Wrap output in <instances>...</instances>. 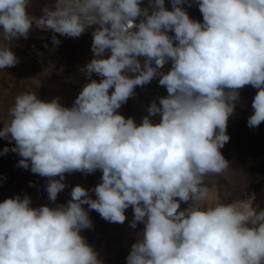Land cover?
<instances>
[{"label": "clouds", "instance_id": "9594fccd", "mask_svg": "<svg viewBox=\"0 0 264 264\" xmlns=\"http://www.w3.org/2000/svg\"><path fill=\"white\" fill-rule=\"evenodd\" d=\"M30 3L0 0V69L19 62L11 42L27 39L34 26L50 30L58 46L56 33L80 37L97 25L94 58L80 69L90 82L71 108L20 92L0 137L15 141L18 166L49 178L52 202L66 187L65 173L99 169L102 182L91 190L96 199L76 185L56 207L33 208L27 195L0 203V264H102L80 235L92 227L82 205L121 224L133 208L131 227L141 222L144 230L126 264H264V209L254 196L213 202L206 183L229 168L220 149L239 89H258L248 127L264 122V0H196L202 23L190 19L186 0H171L172 10L165 0L143 8L142 0H54L39 17ZM169 60L171 69L161 72ZM157 76L168 95L148 113L160 114L159 123L145 116L137 125L118 113Z\"/></svg>", "mask_w": 264, "mask_h": 264}, {"label": "crops", "instance_id": "0c3cea01", "mask_svg": "<svg viewBox=\"0 0 264 264\" xmlns=\"http://www.w3.org/2000/svg\"><path fill=\"white\" fill-rule=\"evenodd\" d=\"M53 2L54 0H31L28 11L39 17L41 8L45 4L50 5ZM165 7L172 10L171 0H165ZM183 8L190 19L203 22V16L196 0H186ZM168 34L174 36V32ZM36 35L35 41L39 38V42L32 43L28 38L24 39L23 37L11 42L15 50L27 54L30 58L29 62L20 65L22 67L19 69L21 77L24 79L35 78L40 82L49 80L53 82L55 78V83L53 82L55 85L61 89L69 86L78 96L83 87L90 82L85 73L80 70L88 63L85 53V38L83 36L64 38L56 33L55 35L61 43L58 46H53L51 40L53 33L50 30H37ZM91 79L99 82L101 77L93 73ZM109 91L111 93L114 89ZM257 92L258 89L251 85L239 89L240 98L236 102L234 114L229 117L226 128V134L230 139L220 149L224 158L229 162V168L224 173L211 176L206 180L210 189V200L213 202L227 203L235 200L243 202L252 196L256 201L259 197L264 196V166L259 168L262 147L257 145L258 140L255 133L260 127L249 128L247 125V120L254 111L251 105ZM141 107L142 103L138 92L134 89V94L117 111L126 119L133 118L136 122L137 114L139 119L142 112L143 108ZM257 167L258 172L255 173ZM101 177L102 171L99 169L91 173V187L88 191L92 199H96V196L91 190L102 182ZM187 206V203L181 202V210ZM82 207L89 216L93 217V228L99 238L104 237V241H106L104 248L100 250L103 253L94 250L98 254L97 258L102 261V264H116L114 252L117 250L115 248H123L120 253L117 252L121 256L118 258V262L119 264L126 262L131 246L138 241L140 233L144 230V224L141 222H137L135 228L131 227V222L134 219L133 208L129 206L125 209L126 219L121 224L106 221L97 211L89 209L88 205H82Z\"/></svg>", "mask_w": 264, "mask_h": 264}, {"label": "rangeland", "instance_id": "374dc122", "mask_svg": "<svg viewBox=\"0 0 264 264\" xmlns=\"http://www.w3.org/2000/svg\"><path fill=\"white\" fill-rule=\"evenodd\" d=\"M31 15L35 16V14ZM37 30L43 29H38L34 26L29 33L28 39L32 43L40 41L39 38L35 41L37 37ZM81 36L85 38V53L89 63L91 49L90 38L87 35ZM62 37L70 39L73 38L66 36ZM23 41L27 42L25 40ZM12 50L18 57L19 62L13 67L0 69V129H3L4 127V119L7 118L8 108L14 102L15 96L22 91H34L37 94V97L45 102L51 101L54 98H58L62 106L68 108L72 107L75 99L77 98L75 91H73L69 86L61 89L59 86L54 84L55 78L53 80L54 83L52 80L40 82L35 78H22L19 71V69L22 68L20 65L29 62L30 58H28L27 54H23L15 50L14 46L12 47ZM138 120L137 114V119L135 122L137 125H139ZM259 127V130H257L255 133L258 140L257 145L262 147L259 156V168L261 169L264 166V122H262ZM5 147L9 148L7 153H3V149ZM13 147H15V141L10 142L8 139L0 137V203L8 198H14L17 195L21 196V198L27 195L31 199L30 206L33 208H38L44 205L56 207L57 205L67 204V202L71 199L70 194L74 186L80 185L86 190H89L91 187V174H85L79 171L65 173L63 183L66 185V187L58 194L55 202L50 201L46 191V184L49 178L41 177L39 174L32 173L30 167L25 169L18 166L22 157H20L18 153L11 151ZM257 169L258 167L256 168L255 173L258 172ZM56 179H59V177H56ZM62 194L67 195L64 196ZM254 206H258L259 209H264V196L259 197L256 201H254ZM89 219L92 222V227L88 229H82L80 235L85 239L87 244L93 248V250L97 251L98 253H103V251L100 250L103 249L106 244V241H104L105 238H99L97 235L98 233L93 228V217L89 216ZM115 249L120 253V250L123 248ZM117 252H114V255L117 260L116 264H119L118 258L121 256H119ZM122 264H126V262H123Z\"/></svg>", "mask_w": 264, "mask_h": 264}, {"label": "built area", "instance_id": "2783aa9c", "mask_svg": "<svg viewBox=\"0 0 264 264\" xmlns=\"http://www.w3.org/2000/svg\"><path fill=\"white\" fill-rule=\"evenodd\" d=\"M148 4H149V0H142L141 7L142 8L148 7ZM136 22L139 23V19H137ZM96 27H98V26L93 25V26L87 28L85 30V32L82 34V35L89 36L91 44H92V40H93L92 32L95 30ZM105 56H107V52H106ZM93 58H94V54H93L92 50L90 49L89 62ZM138 59L141 61V63H143V60H144L143 57H139ZM170 69H171V61L169 60L167 63H165L164 67L162 69H160V71L166 73ZM129 75L133 76L134 74L129 73ZM159 79H160V77L157 76V77L153 78L148 84L143 85V86H137L135 88L136 91L138 92L139 99L142 103V108H143L142 112L140 113V116H139V121H138L139 125L142 123V120L145 116H149L148 108L151 105V103L155 100L157 105H159V98L160 97H166L168 95L166 88L159 85ZM247 86H249V85H246L244 87H247ZM149 119L153 124H157L160 122L161 116H160V114H157L155 116H149ZM228 122H229V119H228ZM228 122H227V124H228Z\"/></svg>", "mask_w": 264, "mask_h": 264}]
</instances>
